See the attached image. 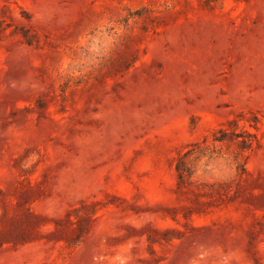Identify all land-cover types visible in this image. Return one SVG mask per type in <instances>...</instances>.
<instances>
[{
	"label": "rangeland",
	"instance_id": "374dc122",
	"mask_svg": "<svg viewBox=\"0 0 264 264\" xmlns=\"http://www.w3.org/2000/svg\"><path fill=\"white\" fill-rule=\"evenodd\" d=\"M0 264H264V0H0Z\"/></svg>",
	"mask_w": 264,
	"mask_h": 264
},
{
	"label": "trees",
	"instance_id": "16d2710c",
	"mask_svg": "<svg viewBox=\"0 0 264 264\" xmlns=\"http://www.w3.org/2000/svg\"><path fill=\"white\" fill-rule=\"evenodd\" d=\"M177 171H178L179 173H181L182 170H181V167H180V166L177 167Z\"/></svg>",
	"mask_w": 264,
	"mask_h": 264
}]
</instances>
